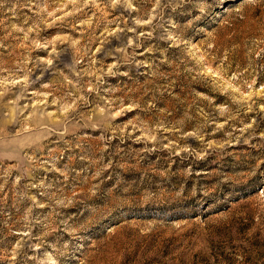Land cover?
<instances>
[{
	"label": "rangeland",
	"instance_id": "obj_1",
	"mask_svg": "<svg viewBox=\"0 0 264 264\" xmlns=\"http://www.w3.org/2000/svg\"><path fill=\"white\" fill-rule=\"evenodd\" d=\"M0 264H264V0H0Z\"/></svg>",
	"mask_w": 264,
	"mask_h": 264
}]
</instances>
